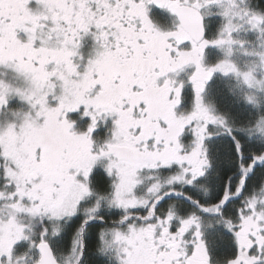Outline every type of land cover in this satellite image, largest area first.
<instances>
[{
  "label": "snow or ice",
  "instance_id": "obj_1",
  "mask_svg": "<svg viewBox=\"0 0 264 264\" xmlns=\"http://www.w3.org/2000/svg\"><path fill=\"white\" fill-rule=\"evenodd\" d=\"M0 264H264V0H0Z\"/></svg>",
  "mask_w": 264,
  "mask_h": 264
}]
</instances>
